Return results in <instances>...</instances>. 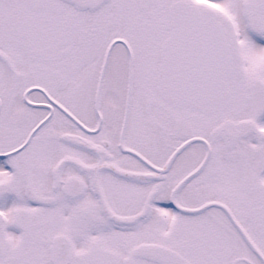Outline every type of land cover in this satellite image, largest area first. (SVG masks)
<instances>
[{
	"label": "snow or ice",
	"instance_id": "1",
	"mask_svg": "<svg viewBox=\"0 0 264 264\" xmlns=\"http://www.w3.org/2000/svg\"><path fill=\"white\" fill-rule=\"evenodd\" d=\"M0 264H264V0H0Z\"/></svg>",
	"mask_w": 264,
	"mask_h": 264
}]
</instances>
